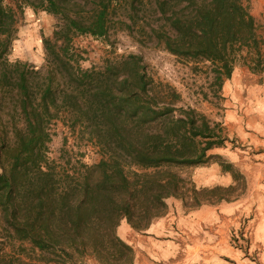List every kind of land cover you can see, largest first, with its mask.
Wrapping results in <instances>:
<instances>
[{
	"label": "trees",
	"instance_id": "1",
	"mask_svg": "<svg viewBox=\"0 0 264 264\" xmlns=\"http://www.w3.org/2000/svg\"><path fill=\"white\" fill-rule=\"evenodd\" d=\"M34 1L0 0V228L12 244L6 252L0 241V264H74L84 256L97 264H133V247L117 233L120 222L143 231L166 212L168 197L190 208L208 202L204 195L224 199L222 191L233 184L197 189L178 169L207 162L208 151L227 138L218 121L178 105L180 94L154 79L141 56L81 66L72 38L106 36L110 0H97L88 22L60 0H38L62 19L42 39L45 60L40 66L9 60L16 16ZM155 6L163 22L154 36L193 70L208 63L204 69L218 91L236 65L264 72V36L247 0H155ZM59 118L122 173L115 189L105 190L106 178H96L94 165L60 156L26 177L17 195L2 190L8 165L34 150L46 155ZM231 167L222 163L234 180L243 178Z\"/></svg>",
	"mask_w": 264,
	"mask_h": 264
},
{
	"label": "rangeland",
	"instance_id": "2",
	"mask_svg": "<svg viewBox=\"0 0 264 264\" xmlns=\"http://www.w3.org/2000/svg\"><path fill=\"white\" fill-rule=\"evenodd\" d=\"M34 2L35 6H26L22 13L17 14V35L6 56L9 60L28 61L40 66L46 56L42 39L51 37L56 26L62 23V19L60 15L46 11L44 5L38 4V0ZM60 2L69 14L84 22L90 20L91 14L98 5L97 0H60ZM247 2L258 31L264 36V0H247ZM108 10L106 36L76 34L72 38V46L82 56L81 66L99 67L108 60H116L128 54L141 56L147 72L154 79L168 83L180 94L178 105L194 107L211 120L221 124L227 138L224 145L210 149L208 151L210 158L207 162L191 167H181L178 171L188 181H192L197 189L213 186H197L194 177L203 178L209 171L218 170L217 168L222 172L231 173L222 168V163L230 164L231 171L236 170L242 173L243 178L237 177L234 180L231 176L233 187L222 191L224 199L216 200V196L206 195L201 198H209L210 203L240 201L248 198V203L239 205L245 207V212L243 216H240L238 224L231 226L230 242L245 255L249 252V258L254 264H264L263 261L260 263L258 260L264 238L262 235L264 234V144L257 143L260 142L258 139L264 136L259 132L257 134L250 123L251 118L257 115L256 111H252L253 109L248 108L247 111L245 109L238 113L242 116L239 120L241 130L244 134L249 133L246 136L242 135L241 138L232 133L231 121L234 119L229 116L230 110L235 109L233 104L238 102L237 99L246 102L247 95L251 91L247 89L248 85H262L264 77L249 73L248 67L240 65L243 71L238 77L242 89L238 96L232 95L227 101V97L222 95V89L218 91L216 86L212 85L213 74L204 69L208 63H200L198 66L203 67L195 71L192 69L193 64L183 62L167 52L163 43L154 36L152 30L163 22L156 11L155 0H110ZM51 132L52 137L47 144L46 155L42 156L38 150H34L6 167L1 183L2 190L10 188L13 194L17 195L18 187L26 177L43 171L48 161L60 160V156L70 157L72 162L80 160L87 165H94L97 170L96 178L100 176L106 178L105 190L115 189V184L122 179V173L109 161L102 159V155L94 144L87 141L85 137H80L77 131L71 129L60 118L52 121ZM251 133L257 134L256 141H252L249 137L253 136ZM227 186L221 185V187ZM168 198L166 199L167 209L170 206L174 207L171 201L173 199L178 200L182 207L195 208L184 205L180 198ZM123 223L124 220L120 222L119 228L117 227L118 235L122 233L120 230ZM125 227L126 233L133 234L128 224ZM134 231L141 233V231ZM0 241L4 244V251H12V244L4 239L1 228ZM74 264H97V262L91 256H84Z\"/></svg>",
	"mask_w": 264,
	"mask_h": 264
},
{
	"label": "crops",
	"instance_id": "3",
	"mask_svg": "<svg viewBox=\"0 0 264 264\" xmlns=\"http://www.w3.org/2000/svg\"><path fill=\"white\" fill-rule=\"evenodd\" d=\"M242 71L240 65L234 66L230 78L223 82L222 95L227 97V101H229L228 97L240 94L242 86L239 84L238 75ZM256 74L264 77V72ZM247 89L251 90L249 92L251 98L248 94L246 102L237 99L238 102L233 104L235 109L230 110L229 116L234 119L231 121L232 133L240 138L242 135H249L241 130L239 120L242 116L238 113L250 108L257 114L256 117L251 118L250 123L257 134L259 132L264 136V83L248 85ZM251 134L253 135L249 136L251 140L256 141L257 134ZM258 140L260 142L257 143L264 144V138ZM217 169L209 171L203 178L194 177V182L202 187L233 183L228 172ZM247 199L232 202H204L193 209L182 207L178 200L173 199L171 201L174 207H168L163 215L152 219L149 226L141 233L135 232L132 228L133 234L126 233L124 229L127 223L124 220L120 230L122 233L119 236L133 247L135 252L133 264H254L249 258V252L245 255L231 244L229 234L231 226L238 224L240 216L244 215L245 207L239 205L248 203ZM262 235L264 237V234ZM262 243L263 247L258 256L260 263L264 262V238Z\"/></svg>",
	"mask_w": 264,
	"mask_h": 264
}]
</instances>
